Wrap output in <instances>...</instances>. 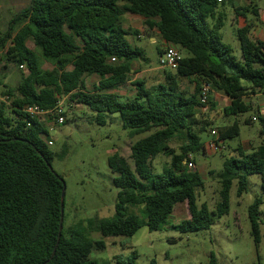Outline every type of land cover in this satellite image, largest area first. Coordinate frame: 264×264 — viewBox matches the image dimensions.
<instances>
[{"label": "trees", "instance_id": "obj_1", "mask_svg": "<svg viewBox=\"0 0 264 264\" xmlns=\"http://www.w3.org/2000/svg\"><path fill=\"white\" fill-rule=\"evenodd\" d=\"M220 1L29 0L12 17L0 36V49L10 42L5 59L25 67L28 74L16 89L3 91L9 106L0 101V264H94L88 259L90 252L105 248L101 239L86 240L72 231L63 232L60 194L64 182L51 168L52 153L42 138L43 124L22 112L25 106L52 111L63 97L94 112L98 124H105V115L116 112L129 137L141 136L129 146L132 166L116 153L108 158V167L115 173L112 183L118 189L116 203L112 216L91 220L94 228L102 234L123 236L141 226L160 231L168 225L175 205L184 202L188 218L168 226L180 233L206 230L214 218L228 213L233 182L240 197L247 188V177L259 174L261 195L247 208L250 235L254 245L259 244L264 118L258 120L260 142L255 149L245 153L238 148L224 157L214 208L197 204L204 180L186 164L189 155L193 163L195 156L205 155L199 133L212 130L199 99L202 85L210 89L209 108L213 106L211 93H221L230 100L222 112L233 117L249 110L244 95L264 92V42L251 40L249 25L237 29V58L221 40L225 16L218 10ZM126 12L143 17L147 28H154L163 41L188 55L180 57L175 73L162 68L161 81L152 86L133 81L134 95L122 98L109 90L126 81L134 63H147L143 50L127 40L138 31L122 27ZM215 17L216 23L210 26L208 18ZM29 39L53 62L51 70L41 68L39 57L26 45ZM92 74L98 83L89 92L84 81ZM190 77L195 78L192 92L179 85L180 79ZM215 130L218 142L239 134L236 120ZM173 138L180 140L178 151L168 144ZM158 155L168 157L169 162L161 172H154L152 160ZM139 206L144 218L129 212L130 207ZM135 258L132 252L126 262L117 264H135ZM149 264H155L154 260Z\"/></svg>", "mask_w": 264, "mask_h": 264}, {"label": "rangeland", "instance_id": "obj_2", "mask_svg": "<svg viewBox=\"0 0 264 264\" xmlns=\"http://www.w3.org/2000/svg\"><path fill=\"white\" fill-rule=\"evenodd\" d=\"M28 3L29 0H0V36L7 31L12 17ZM258 3L264 6V0H259ZM222 8H228L226 1L219 4L218 10ZM216 17L208 18L210 26L216 23ZM219 33L222 42L228 44L233 49V54L239 58V44L233 28L226 22ZM131 37L127 40L132 46L143 50L147 61L134 63L132 76H135L138 68L149 69L150 72L139 77L145 80L147 86H152L162 75V68L158 63L159 44L151 43L146 36L139 39L135 38L136 35ZM26 45L35 51L43 70L53 68V62L41 55L31 39L27 40ZM9 46L10 42H7L0 49V101L7 106L10 100L2 96L3 91L6 87L16 89L28 74L25 67H18L5 59ZM178 54L180 57L188 55L184 50H179ZM219 100L223 102L224 98L221 96ZM58 105L62 109V124L55 122L56 116L53 114H43L37 119L44 123L45 134L42 138L52 153L51 168L64 182L63 232L68 235L72 231L86 240L101 239L105 244L104 249H93L90 252V261L94 264H117L118 261L126 262L130 254L135 252V264H149L151 260L155 264H264V202L258 208L263 224L260 225V241L257 246L250 235L247 218L248 206L254 198L261 195L259 174L247 177V188L240 197L236 196V183L233 182L229 192L228 213L214 218L210 228L206 230L180 233L168 226L188 218L184 202L177 203L168 225L160 231H148L145 226H141L132 235L123 236L102 234L99 229L94 228L91 220L94 217L104 219L112 216L116 203L118 189L112 183L115 173L108 167V158L116 153L132 166L129 146L141 136L129 137L128 130L122 128L116 112L106 114L105 124L102 125L96 122L95 113L85 106L69 103L65 97L59 100ZM202 111L211 120V127L221 123V111L213 113L208 110V106ZM241 115L245 118L251 115V111ZM237 123V137L220 143L222 147L219 151L207 149L204 156L194 157L193 164L204 177V187L197 193V204L206 203L209 209L214 208L218 199V175L230 148L244 140H258L257 122L245 125L238 118ZM199 138L204 143L211 140L208 128L199 133ZM47 141L51 142L50 145ZM168 144L178 151L180 140L173 138ZM168 162V157L158 155L152 160L153 171L161 172ZM129 212L144 218L142 206L130 207Z\"/></svg>", "mask_w": 264, "mask_h": 264}, {"label": "crops", "instance_id": "obj_3", "mask_svg": "<svg viewBox=\"0 0 264 264\" xmlns=\"http://www.w3.org/2000/svg\"><path fill=\"white\" fill-rule=\"evenodd\" d=\"M226 1L228 8H222L220 10V13L225 16V22L224 24H228L231 28H233L234 32H236L237 29L243 28L245 25H249V37L251 40L256 41H263L264 42V6H260L258 3L259 0H221V3H224ZM254 7L256 8V13L253 12ZM145 19L139 15L131 14V13H124L122 17V27L124 29H131V30H137L139 33L136 35L135 38H142L146 36L151 43H157L159 44L158 49V55L160 52H162L163 48L169 45V43H166L163 41L158 34V32L154 28H147L144 25ZM224 26V25H223ZM135 36V35H134ZM131 37V36H129ZM133 37V36H132ZM131 37V38H132ZM71 66L67 67V70H70ZM150 72L149 69L146 68H138L135 76L133 77V71L127 75L126 81L118 86L113 87L109 90V92L119 95L120 97H131L134 95V87L132 86L133 81L137 80H145L142 77L144 73ZM154 77V76H153ZM161 79V77H159ZM159 79V81H160ZM195 78H182L179 80V85L183 89H187L189 92H192L195 86ZM98 83V77L96 75H88L85 77V89L86 91H93L94 87ZM146 83V82H145ZM224 98L223 102H220V97ZM211 98L213 102V106L209 108L208 104V110L213 113H218L221 111V115L223 116L220 124H215V128L211 127V129H216L217 127L221 126H228L230 125L234 120L239 121L242 120V123H244V120L249 118L251 120V123H258V120L261 118H264V92H256L254 94H246L243 96V101L249 106V110L246 112L248 113L251 111V115L243 118V115H239L237 117L233 116H227L223 114V108L229 105V98L221 93H211ZM245 114V113H244ZM254 119V120H253ZM216 121V120H215ZM219 121V120H217ZM40 122V120H39ZM41 124L43 122H40ZM217 125V126H216ZM247 125V124H245ZM44 126V123H43ZM259 131V128H258ZM211 140L213 137H211ZM223 141H220L219 143H222ZM260 142V138L258 137V140L255 142H251L250 140H244L240 142L237 146H234L230 148V151L228 152V155H233L236 149H240L245 153H248L255 149ZM207 142L205 143V145ZM206 147V146H205ZM222 147V146H221ZM228 148V147H227ZM207 150V148H206ZM196 167V165H194ZM197 170V167L196 169ZM200 177L204 180L203 175L201 174L200 170H197ZM183 204V203H181ZM177 205V204H176ZM175 205V206H176ZM175 208V207H174ZM174 211V210H173Z\"/></svg>", "mask_w": 264, "mask_h": 264}, {"label": "built area", "instance_id": "obj_4", "mask_svg": "<svg viewBox=\"0 0 264 264\" xmlns=\"http://www.w3.org/2000/svg\"><path fill=\"white\" fill-rule=\"evenodd\" d=\"M179 59L180 56L178 54L177 48L174 45L169 44L163 48L161 54L159 55L158 63L161 68L175 69ZM111 60L114 61V59ZM209 91L210 89L208 85L204 84L201 86L199 99L200 102L204 105L203 110H206V107L208 106L207 102H208ZM22 112L25 115H27L30 119L37 118L38 116L43 114H53L56 116L55 122L57 124H62L64 121L63 117L61 116L62 109L59 105H57L56 108L53 109L52 111H43L37 106H25L23 107ZM210 135L211 137H213V139L207 142V144L205 145L206 148L213 152L219 151L221 149V146L219 145L220 143L217 141L218 138L217 131L215 129H212L210 131ZM50 143H51L50 141H47L48 145H50ZM188 159H189L188 162H186L187 167L189 169H193L194 164L192 162L191 155L188 156Z\"/></svg>", "mask_w": 264, "mask_h": 264}, {"label": "water", "instance_id": "obj_5", "mask_svg": "<svg viewBox=\"0 0 264 264\" xmlns=\"http://www.w3.org/2000/svg\"><path fill=\"white\" fill-rule=\"evenodd\" d=\"M174 73L176 72V69H171ZM63 199H64V189L61 191L60 194V205L63 204ZM60 230H61V222L59 224V234H60ZM59 234H58V238H59ZM54 252V251H53Z\"/></svg>", "mask_w": 264, "mask_h": 264}]
</instances>
